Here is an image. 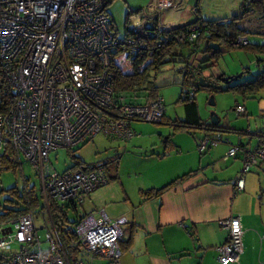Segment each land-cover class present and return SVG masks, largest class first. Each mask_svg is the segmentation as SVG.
<instances>
[{
	"label": "built area",
	"instance_id": "obj_1",
	"mask_svg": "<svg viewBox=\"0 0 264 264\" xmlns=\"http://www.w3.org/2000/svg\"><path fill=\"white\" fill-rule=\"evenodd\" d=\"M107 2L0 0V67L15 94L7 110L0 112V153L9 144L19 160L34 166L50 221L43 246L36 234L34 211L0 219L1 264H121L120 242L127 218H111L104 207L77 212L85 194L108 182L104 168L76 166L58 172L47 165L51 150L71 148L97 133L127 139L133 134L132 119L160 121L164 113L161 95L147 100L144 94L140 99L134 91L114 87L111 57L116 38ZM173 3L152 0L131 18L130 25H143L149 15H158ZM192 8L197 14L198 7ZM177 26L158 23L159 30ZM199 28V22H190L189 40L196 39ZM246 43L248 37L240 34L233 45ZM194 94L189 91L190 96ZM235 110L242 112L244 106L239 104ZM219 140L217 133L205 134L198 150ZM237 154L242 157V169L235 185L241 189L244 173L264 163V143L255 147L231 144L223 159ZM49 202L76 213L72 238L59 236ZM219 222L226 228L227 238L215 246L216 259L220 264L236 263L243 250L240 215L231 214Z\"/></svg>",
	"mask_w": 264,
	"mask_h": 264
},
{
	"label": "rangeland",
	"instance_id": "obj_2",
	"mask_svg": "<svg viewBox=\"0 0 264 264\" xmlns=\"http://www.w3.org/2000/svg\"><path fill=\"white\" fill-rule=\"evenodd\" d=\"M150 1L152 0H111L106 5L107 12L111 16L113 30L119 38L124 37L126 26L130 25L131 18L138 13H142ZM242 1L200 0L198 9H200L201 16L208 20L220 17L229 18L239 14ZM194 2V0H191L190 4L193 5ZM190 9L188 5L180 9V21L187 22L194 19V10L192 8L191 12ZM152 17H158L159 24H166L165 21H160V13L149 15L147 20L152 21ZM261 18L256 14H251L236 19L238 24L245 27L249 42L263 39L264 21H261ZM262 19L264 20V18ZM133 21L136 22L138 19L134 18ZM217 47L220 49V53L211 59L212 62L208 59L212 65L208 64L203 69V74L205 70H209L215 75L221 72L226 75L241 73L237 80H246L253 78L260 71L261 66L264 65V60H261L260 66L257 65V56L262 58L263 55L256 54L250 48L228 46L225 42L219 43ZM178 49L180 50V47ZM181 49L185 52L190 63L199 55L187 52L183 47ZM205 55L207 57V53ZM125 57V51L118 52L116 56L119 63L126 70L128 64ZM194 62L196 63V60ZM182 64L183 62L176 57L174 61L165 63L155 72V83L158 86L159 95L163 98L164 105V117L161 121L132 119L130 127L133 134L127 139L97 133L91 138L72 146L69 151L66 148L58 147L49 152L47 165L51 170L58 172L74 166L77 159L90 166L94 163L111 160L115 156L118 157V177L110 179L107 183L85 194L82 203L77 208V212H89L97 208L107 207L106 212L108 215L111 218H117L116 216L125 213L123 211L126 207H129L130 201H135L141 197L140 188L144 189L152 185L158 186L155 184H160L162 178L174 171L182 173L186 168L189 170L190 166L193 168L204 167V165H199L198 159L199 156H205L207 152L199 151L197 145L199 139L203 136V130L192 127L179 128L172 124L180 123L185 119L184 106L179 99L182 76L178 69ZM218 82L221 85L219 89L201 88L195 92L200 117L205 121H210V117L215 115L218 117L220 124L226 123L229 126L227 129L216 130L217 134H222L223 139L221 138L215 145L210 146V149L218 148L222 144H226L227 141L231 142L230 145L235 144L239 138L245 144L247 142L254 144L257 140V130L264 131V87L257 89L252 96L244 98L240 92L226 89L225 82ZM210 98H213L214 104L208 103ZM239 103L246 106L244 114L235 110V105ZM164 145H166L165 148ZM215 151L217 152V150ZM219 154L218 163L215 162L216 167L221 165L232 170L240 169L241 165L240 163L238 165L237 162L240 160L239 157L230 156L226 162H223L220 160L222 151ZM20 161L21 165L14 170L3 169L0 172V208L10 207L18 202V194H22L24 180L27 179V183L34 186L39 198L40 204L35 207L34 218L37 237L44 246L47 244L44 240V233L46 230H50V221L45 199L41 192V181L31 163L23 159ZM202 164H205L204 160ZM213 164L205 166L207 172L210 171ZM246 176L252 193L247 199H243L244 204L249 206L256 201L257 206H259V197L264 200V165L260 167L253 166L246 172ZM122 188L126 189L129 199L125 197ZM11 189L16 191L13 192ZM110 206L122 209V212L112 214L109 212ZM66 214L69 220L76 218V213L72 209H68ZM15 247L14 244L10 248L14 249Z\"/></svg>",
	"mask_w": 264,
	"mask_h": 264
},
{
	"label": "crops",
	"instance_id": "obj_3",
	"mask_svg": "<svg viewBox=\"0 0 264 264\" xmlns=\"http://www.w3.org/2000/svg\"><path fill=\"white\" fill-rule=\"evenodd\" d=\"M194 1L193 4L197 2L199 6L200 0ZM150 3L151 1L148 5ZM190 3L191 0H174L170 8L161 10L160 21L174 24L189 22L190 20L180 21L179 12L185 5H188L192 12L193 5ZM205 56L202 54V57ZM194 61H192L193 65L196 64ZM178 71L180 72V66ZM221 73L226 75L224 72ZM203 75L213 80L218 76L209 70H205ZM245 110L246 106H244ZM201 120L205 121L202 118ZM218 124L217 127L193 128L203 130V136L205 134L213 136L216 134V130L229 128L226 123L220 124L219 121ZM256 134L257 140L254 144L260 143L259 139H264L263 130H257ZM219 135L223 139L222 134L219 133ZM239 141L248 147L254 145L248 142L247 144L243 143L241 138L237 143ZM229 143L231 142L227 141L226 144L213 150L209 146L201 151L207 152L205 156H199L198 159L199 165H204L203 168L190 166L189 170L186 168L182 173L174 171L162 178L161 185L149 186L160 187L179 177L159 196L145 200L139 196L140 198L129 202V207L123 211L124 214L120 213L121 215L116 216L117 218L124 215L127 217V222L123 225L124 235L120 242L122 247L121 264H194L195 262L196 264H220L216 259L215 246L227 238V230L219 221L231 214L240 215L243 228V250L239 262L233 264H261V261H264V237L261 236L264 233V200L259 197V206L256 201L245 206L243 199H247L252 192L249 189L247 171L244 173V186L238 189L235 185V180L242 169L240 154L234 156L240 159L237 161L238 165L239 163L241 165L238 170H236L237 168L232 170L228 167L224 168L221 165L216 167L215 165V162L218 163L221 151L220 160L223 162L228 160L223 159V155L230 146ZM227 144L229 145L227 146ZM203 160L205 164H202ZM210 164L213 165L207 172L205 166ZM261 165L264 163L261 162L253 166L260 167ZM122 190L125 197L129 199L126 189L122 188ZM104 209L105 212L108 210L107 207ZM109 209L112 214L122 212V209L115 206H110ZM129 237H131L130 243L127 244L126 241Z\"/></svg>",
	"mask_w": 264,
	"mask_h": 264
},
{
	"label": "trees",
	"instance_id": "obj_4",
	"mask_svg": "<svg viewBox=\"0 0 264 264\" xmlns=\"http://www.w3.org/2000/svg\"><path fill=\"white\" fill-rule=\"evenodd\" d=\"M110 1L111 0H108L107 4ZM193 5L198 6L197 2ZM197 10L198 12L197 14H194L193 20L200 23V28L196 39L192 41L189 40L186 35L188 26L192 20L187 23L179 24V26L169 30H159L157 21L158 17H152V21L148 20L137 28H134L131 25L126 26L123 38H119L116 35L115 31L113 30L112 21H110L111 29L113 30L114 37L116 38V43L114 46L115 49L112 52L111 57V71L114 80V87L116 89H123L127 90L128 92L134 91L136 95L140 97L145 94V99L151 100L159 94L157 90L158 86L155 83V72L158 71L165 63L174 61L176 57L179 58L181 62H183L180 67L182 88L179 99L182 101L184 106L185 119L180 123H173L175 127L179 128H193L202 126H207L208 128L217 127L219 125L218 123L212 124L209 121L201 120L198 115L195 94L190 96L189 91L193 90L196 92V90L201 88L215 90L209 87L200 86L197 81L198 75H203L202 70L206 68L208 64L212 65L209 60L211 61V59L215 58L220 53V49L217 47L219 43L225 42L228 46H234L233 42L238 35L242 34L247 36L245 27L238 24L236 19L245 16L247 17L251 14H256L264 18V0H243L240 3L239 14L229 18L220 17L208 20L201 16L200 9ZM262 18L261 21H264ZM182 33L185 36L178 40L176 36ZM198 42L200 43L198 44ZM179 47L180 50L178 49ZM181 47L186 49L187 52L199 54L196 57L195 65H193L192 62H189L185 52L183 49H181ZM236 47L250 48L256 54H262V58H258L256 55L258 66L261 65V60H264V37L261 41L249 42L248 40V43ZM121 51H125L126 53L125 60L128 64V69L126 70L116 58L118 52ZM205 53H207V57L205 56L203 58L202 54ZM221 76H223V73H219L214 80L218 81ZM234 80L228 82L225 88L240 92L244 98L247 96H252L254 92L257 91V89L264 87V65L261 66L260 71L253 78L246 80H237L236 78ZM14 95L15 94L12 88L6 83V80L3 77L2 69L0 67V112L7 110L13 101ZM239 104L235 105V109ZM244 112L245 111L239 113L244 114ZM163 117L164 113L161 120ZM259 142L260 143H256L249 147H255L256 145L263 144L264 139H259ZM239 143L242 144L240 141ZM70 149L71 148H67L68 151ZM117 158L118 157L115 156L111 160L94 163L92 165L102 166L109 181L110 179H116L118 177ZM20 165L21 161L16 157L13 148L7 144L5 150L0 153V172L3 169L14 170ZM76 166L89 165H85L81 160L77 159L74 166L72 167ZM178 178L179 177L160 187H147L144 189L140 188L139 193L141 195V199L145 200L154 196H159L166 188L173 185ZM11 190L13 192L16 191L14 189ZM18 198L19 199L16 204H12L10 207L0 208V219L15 216L28 210L34 211L36 209L35 207L40 204L34 186L29 185L27 183V179L24 180L23 192L22 194H18ZM49 208L51 218L55 224V228L58 231L59 236L66 240L72 238L74 236L73 224L75 223L76 218L74 220H69L66 214L67 209L58 206L55 203L49 202ZM130 239L131 237L127 239V244L130 243Z\"/></svg>",
	"mask_w": 264,
	"mask_h": 264
},
{
	"label": "water",
	"instance_id": "obj_5",
	"mask_svg": "<svg viewBox=\"0 0 264 264\" xmlns=\"http://www.w3.org/2000/svg\"><path fill=\"white\" fill-rule=\"evenodd\" d=\"M241 75V73H238V74H234V75H223L220 77V79L218 81H223L225 82L226 84L228 82H230L231 80H234L236 78H238L239 76ZM197 81H198V84L200 86H203V87H209V88H212V89H219L220 88V84L217 80H213L209 77H205L204 75H198L197 77ZM208 103L209 104H214V100L213 98H210L208 100ZM219 121L218 117H216L215 115H212L210 117V123L212 124H217Z\"/></svg>",
	"mask_w": 264,
	"mask_h": 264
}]
</instances>
